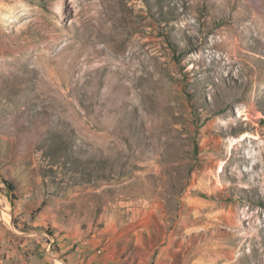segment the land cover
Masks as SVG:
<instances>
[{
	"label": "rangeland",
	"instance_id": "1",
	"mask_svg": "<svg viewBox=\"0 0 264 264\" xmlns=\"http://www.w3.org/2000/svg\"><path fill=\"white\" fill-rule=\"evenodd\" d=\"M43 260L264 264V0H0V264Z\"/></svg>",
	"mask_w": 264,
	"mask_h": 264
},
{
	"label": "crops",
	"instance_id": "2",
	"mask_svg": "<svg viewBox=\"0 0 264 264\" xmlns=\"http://www.w3.org/2000/svg\"><path fill=\"white\" fill-rule=\"evenodd\" d=\"M41 264H55V263H54V261L43 260V261H41Z\"/></svg>",
	"mask_w": 264,
	"mask_h": 264
},
{
	"label": "trees",
	"instance_id": "3",
	"mask_svg": "<svg viewBox=\"0 0 264 264\" xmlns=\"http://www.w3.org/2000/svg\"><path fill=\"white\" fill-rule=\"evenodd\" d=\"M4 183H5V184L7 185V187H9L11 190L13 189V188H12V184H10L9 182H5V181H4Z\"/></svg>",
	"mask_w": 264,
	"mask_h": 264
},
{
	"label": "bare ground",
	"instance_id": "4",
	"mask_svg": "<svg viewBox=\"0 0 264 264\" xmlns=\"http://www.w3.org/2000/svg\"><path fill=\"white\" fill-rule=\"evenodd\" d=\"M244 244V243H243ZM59 262V264H60V261H58Z\"/></svg>",
	"mask_w": 264,
	"mask_h": 264
}]
</instances>
